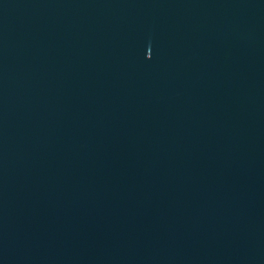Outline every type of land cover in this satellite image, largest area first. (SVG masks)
Returning <instances> with one entry per match:
<instances>
[{
  "label": "water",
  "instance_id": "95a60500",
  "mask_svg": "<svg viewBox=\"0 0 264 264\" xmlns=\"http://www.w3.org/2000/svg\"><path fill=\"white\" fill-rule=\"evenodd\" d=\"M0 264H264V0H0Z\"/></svg>",
  "mask_w": 264,
  "mask_h": 264
}]
</instances>
